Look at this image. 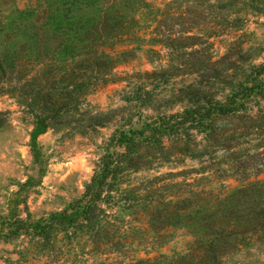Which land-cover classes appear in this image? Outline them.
<instances>
[{
	"label": "rangeland",
	"instance_id": "rangeland-1",
	"mask_svg": "<svg viewBox=\"0 0 264 264\" xmlns=\"http://www.w3.org/2000/svg\"><path fill=\"white\" fill-rule=\"evenodd\" d=\"M145 2L113 76L35 147L0 92V264H204L209 243L219 264H264V0Z\"/></svg>",
	"mask_w": 264,
	"mask_h": 264
},
{
	"label": "trees",
	"instance_id": "trees-1",
	"mask_svg": "<svg viewBox=\"0 0 264 264\" xmlns=\"http://www.w3.org/2000/svg\"><path fill=\"white\" fill-rule=\"evenodd\" d=\"M3 3L0 2V92L13 95L33 115L30 142L35 147V137L51 120L61 110L75 107L76 94L113 76L112 68L121 58L108 49L136 30L135 24L140 25L141 21L129 11L146 2L26 0L21 6ZM146 21L144 27L154 21L150 30H181L172 24L161 27V18ZM99 182L95 180L86 187L88 199L77 210L85 221L99 199ZM76 216L54 213L49 218L72 226ZM260 224L264 226V218ZM204 247V264H219L215 246L209 243Z\"/></svg>",
	"mask_w": 264,
	"mask_h": 264
}]
</instances>
